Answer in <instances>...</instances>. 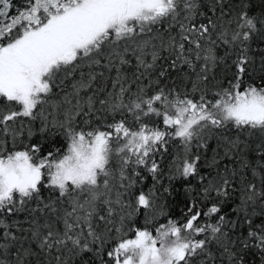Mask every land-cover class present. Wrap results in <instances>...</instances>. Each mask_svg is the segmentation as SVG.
I'll list each match as a JSON object with an SVG mask.
<instances>
[{"label":"snow or ice","instance_id":"1","mask_svg":"<svg viewBox=\"0 0 264 264\" xmlns=\"http://www.w3.org/2000/svg\"><path fill=\"white\" fill-rule=\"evenodd\" d=\"M0 264H264V0H0Z\"/></svg>","mask_w":264,"mask_h":264}]
</instances>
